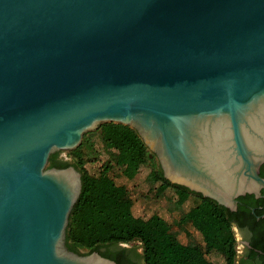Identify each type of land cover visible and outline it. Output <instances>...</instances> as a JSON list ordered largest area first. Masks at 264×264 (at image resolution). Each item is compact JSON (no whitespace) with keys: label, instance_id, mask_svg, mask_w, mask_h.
I'll use <instances>...</instances> for the list:
<instances>
[{"label":"water","instance_id":"95a60500","mask_svg":"<svg viewBox=\"0 0 264 264\" xmlns=\"http://www.w3.org/2000/svg\"><path fill=\"white\" fill-rule=\"evenodd\" d=\"M102 124L230 212L260 197L264 0H0V264H116L66 248L81 174L47 167Z\"/></svg>","mask_w":264,"mask_h":264},{"label":"trees","instance_id":"16d2710c","mask_svg":"<svg viewBox=\"0 0 264 264\" xmlns=\"http://www.w3.org/2000/svg\"><path fill=\"white\" fill-rule=\"evenodd\" d=\"M94 132L101 139L106 157L96 173L85 167L97 159L89 139L92 132L85 134L81 145L70 151L73 167L81 174V193L65 232L69 251L85 256L104 249L103 256L113 258L110 246L137 242L144 264H213L207 259L213 253L222 258L223 264H234L235 238L228 209L165 180L157 161L149 157L150 152L134 130L102 124ZM57 155H50L47 167L67 168L57 162ZM141 168L150 171L148 181L155 195L168 189L175 193L177 209L188 200L193 201L176 222L168 223L158 215L142 219L132 214L130 191L125 185L116 184L115 178L132 181ZM186 226L201 236V244L191 241L184 244L176 238L175 230L185 231Z\"/></svg>","mask_w":264,"mask_h":264},{"label":"flooded vegetation","instance_id":"af4514ba","mask_svg":"<svg viewBox=\"0 0 264 264\" xmlns=\"http://www.w3.org/2000/svg\"><path fill=\"white\" fill-rule=\"evenodd\" d=\"M149 157L157 161L154 154L150 153ZM56 159L59 164H66L67 168L73 167L72 160L62 153H58ZM259 176L264 179V164L259 169ZM260 195L256 198L254 195L246 194L237 198L236 210L231 212V225L235 238L234 264H264V198L262 197L264 190L260 191ZM109 250L113 258L103 256L104 249L95 253L114 262L121 261V264H144L142 251L139 252L136 247L110 246Z\"/></svg>","mask_w":264,"mask_h":264},{"label":"rangeland","instance_id":"374dc122","mask_svg":"<svg viewBox=\"0 0 264 264\" xmlns=\"http://www.w3.org/2000/svg\"><path fill=\"white\" fill-rule=\"evenodd\" d=\"M89 139L93 146V150H95L97 153V161L95 160L94 163L90 164L87 163L85 167L88 172L96 173L101 163L106 160V157L103 154L102 143L101 139L98 137V134L92 132L89 135ZM61 153L71 160L70 152ZM149 174L150 171L148 169L141 168L132 181H126L121 177H116L115 182L118 185H125L130 191V197L133 205L132 214L135 217L147 219L152 215H158L168 223L176 222L180 214L187 211L193 205V201L188 200L181 207V209H177L175 206V202L177 201V196L175 193L168 189L161 194L155 195L151 187L152 184L148 181ZM184 230L185 231L179 228L175 230L176 238L181 243L186 244L190 241L198 244L202 243L201 236L193 228L186 226ZM125 247H136L139 252L142 251L140 244L137 242L125 245ZM207 259L213 264H223L222 258L215 255L214 253L209 254Z\"/></svg>","mask_w":264,"mask_h":264},{"label":"bare ground","instance_id":"6f19581e","mask_svg":"<svg viewBox=\"0 0 264 264\" xmlns=\"http://www.w3.org/2000/svg\"><path fill=\"white\" fill-rule=\"evenodd\" d=\"M212 136H214V135H211V139H212ZM208 138H204L203 139V143L204 142H209V136H207ZM221 139V134L220 133H216V140L217 141H219ZM214 140V139H213ZM210 143V142H209ZM204 148H206V149H208L209 150V148H207V147H204ZM257 154H259L258 152L257 153H255V155H257Z\"/></svg>","mask_w":264,"mask_h":264}]
</instances>
